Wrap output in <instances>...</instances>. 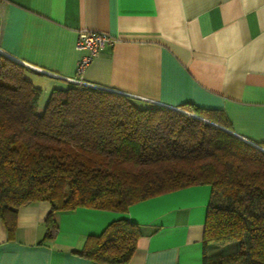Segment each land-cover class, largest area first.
Segmentation results:
<instances>
[{"label":"crops","instance_id":"0c3cea01","mask_svg":"<svg viewBox=\"0 0 264 264\" xmlns=\"http://www.w3.org/2000/svg\"><path fill=\"white\" fill-rule=\"evenodd\" d=\"M82 29L117 41L79 75ZM0 52L21 63L41 90L39 111L54 90L71 86L67 78H80L130 97L138 108L220 109L232 133L264 143V0H0ZM210 190L189 186L125 212L57 211L49 238L50 203L22 205L13 233L0 218V264H99L76 251L120 218L141 230L127 264H203Z\"/></svg>","mask_w":264,"mask_h":264},{"label":"trees","instance_id":"16d2710c","mask_svg":"<svg viewBox=\"0 0 264 264\" xmlns=\"http://www.w3.org/2000/svg\"><path fill=\"white\" fill-rule=\"evenodd\" d=\"M24 72L0 52V218L9 233L18 208L37 201L51 206L49 238L57 211L125 212L135 202L207 184L203 264H264V151L234 135L222 110L138 108L121 93L71 85L54 90L39 111L41 90ZM140 235L139 224L120 218L76 253L124 264ZM232 240L228 253L206 252L210 243Z\"/></svg>","mask_w":264,"mask_h":264},{"label":"built area","instance_id":"2783aa9c","mask_svg":"<svg viewBox=\"0 0 264 264\" xmlns=\"http://www.w3.org/2000/svg\"><path fill=\"white\" fill-rule=\"evenodd\" d=\"M116 41V37L105 32L91 31L86 29L80 30L77 35L76 48L77 50L82 51V54L77 62V74L80 75L82 73L84 68L90 63V61L98 54V52L103 47H105L106 45H112ZM67 80L71 85L92 86L84 82L80 78H67ZM176 109L186 112L181 108Z\"/></svg>","mask_w":264,"mask_h":264},{"label":"rangeland","instance_id":"374dc122","mask_svg":"<svg viewBox=\"0 0 264 264\" xmlns=\"http://www.w3.org/2000/svg\"><path fill=\"white\" fill-rule=\"evenodd\" d=\"M261 147V146H260ZM264 148V147H262ZM234 243L236 244V241H233L232 242H227L226 244H213V243H210L207 247V252L208 254L210 255H213V254H225V253H228L230 251L233 250V245Z\"/></svg>","mask_w":264,"mask_h":264},{"label":"water","instance_id":"95a60500","mask_svg":"<svg viewBox=\"0 0 264 264\" xmlns=\"http://www.w3.org/2000/svg\"><path fill=\"white\" fill-rule=\"evenodd\" d=\"M16 61V60H15ZM18 62V61H17ZM101 88V87H100ZM232 132V131H231ZM234 134V133H233ZM235 135V134H234ZM237 136V135H236ZM240 138H242V137H240ZM245 142H247V143H249V144H251V145H254V146H256V147H258L259 149H261L262 151H264V149H262L259 145H257V144H255V143H253V142H251V141H249V140H247V139H244V138H242Z\"/></svg>","mask_w":264,"mask_h":264}]
</instances>
